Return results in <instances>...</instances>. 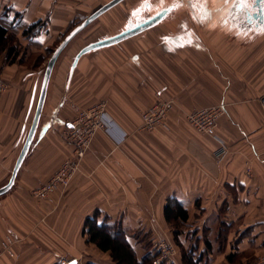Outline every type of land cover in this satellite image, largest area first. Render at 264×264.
<instances>
[{"label":"crops","instance_id":"0c3cea01","mask_svg":"<svg viewBox=\"0 0 264 264\" xmlns=\"http://www.w3.org/2000/svg\"><path fill=\"white\" fill-rule=\"evenodd\" d=\"M95 2L0 0V22L20 33L18 46H44L93 14ZM201 3L204 18L181 9L152 30L83 55L75 67L83 49L124 29L69 50L75 38L63 51L29 153L13 188L0 196V249L13 244V255L0 264H96L85 260L99 250L83 234L88 218L100 213L102 224L120 215L124 228L141 225V214L166 221L170 202L181 205L189 221L198 199L205 213L218 212L224 227L240 229L236 242L264 247V0L263 19L257 0ZM8 53L0 55L7 86L0 99V188L11 179L43 80L18 61L7 63ZM161 99L175 102L166 127L142 129L143 113ZM102 103L105 129L79 173L67 188L36 198L34 191L74 155L61 130ZM217 104H226L227 113L216 138L187 121L192 110ZM221 145L228 152L222 160L215 156Z\"/></svg>","mask_w":264,"mask_h":264},{"label":"rangeland","instance_id":"374dc122","mask_svg":"<svg viewBox=\"0 0 264 264\" xmlns=\"http://www.w3.org/2000/svg\"><path fill=\"white\" fill-rule=\"evenodd\" d=\"M110 1L112 0H96L92 5L90 13H94ZM139 1L141 0H126L113 8L106 17L94 22L88 29L86 28L83 33L78 35L75 42L69 47V50H74L77 46H84L89 41H94L99 37H104L106 34L117 33L119 30L124 29L127 20L130 18L132 8ZM71 30L72 28L67 34ZM66 35L51 38L47 45L44 46L34 42H28L25 45L20 44L18 46L17 44H19L18 41L21 35L13 30L11 31V47L16 48L18 57L11 56L8 58L7 63H15L18 61L27 70L39 72L44 76L52 54L66 38ZM68 54L69 51H66L65 56ZM196 110L199 109H194L191 112ZM60 135L67 143L75 148L73 137L67 128L62 129ZM200 200L198 199V202ZM198 202L194 206L196 211H191L190 220L187 224L179 222L176 225H171L163 219L159 221L154 214H150V216L141 214V225H132L127 228L122 226L120 215L112 218L107 216L105 217V222H112L115 231L122 227L128 236L132 238L131 243L135 248L137 258L141 259L148 255V264H155L158 261H161V264H184L183 254L189 253L190 251H193L196 257L201 256L203 264H264V247H256L253 243L236 242V236L240 229L224 227L221 224V218L217 211L209 214L205 213L201 209V204ZM147 219L150 220L146 223L147 225H144V220ZM116 237H118V233ZM98 253L95 254L92 251L90 254L91 257H87L85 260H89L90 258L96 264H116L110 254H103L100 250H98ZM227 254L234 256L232 261L227 260Z\"/></svg>","mask_w":264,"mask_h":264},{"label":"built area","instance_id":"2783aa9c","mask_svg":"<svg viewBox=\"0 0 264 264\" xmlns=\"http://www.w3.org/2000/svg\"><path fill=\"white\" fill-rule=\"evenodd\" d=\"M6 84L0 80V99L6 90ZM264 106V100L262 101ZM175 102L173 100H158L151 110L142 115V129L155 132L166 127L168 115L174 110ZM105 104H99L91 109L80 112L75 122L67 128L73 137L74 157L67 159L59 171L41 188L34 191V196L38 199H47L58 189L67 188L73 178L79 173L82 160L90 151L93 139L98 131L105 129L104 125ZM227 113V105L219 104L196 110L187 115V121L198 132L216 138L219 120ZM228 152L224 145L215 152V156L222 160ZM13 244L3 242L0 249V261L6 256L13 255ZM61 264H70L69 261H63ZM161 264V261L155 262Z\"/></svg>","mask_w":264,"mask_h":264},{"label":"trees","instance_id":"16d2710c","mask_svg":"<svg viewBox=\"0 0 264 264\" xmlns=\"http://www.w3.org/2000/svg\"><path fill=\"white\" fill-rule=\"evenodd\" d=\"M39 25L32 26L25 30L24 35H30ZM11 31L3 22H0V55L8 51V58L16 57L18 52L16 48L11 47ZM18 57V56H17ZM9 60V59H8ZM100 213H96L93 218H88L85 223L84 234L88 236V242L97 246L103 253H109L116 264H148L149 257L144 256L138 259L135 248L131 243L132 238L121 227L115 231L112 224L104 222L99 224ZM164 216L166 222L176 225L179 222L187 223L189 219L188 212L179 204L168 203L165 208ZM114 230V231H112ZM118 233V237L116 234ZM116 233V234H115ZM231 261V260H230ZM184 264H203L202 257H196L193 251L183 254Z\"/></svg>","mask_w":264,"mask_h":264},{"label":"water","instance_id":"95a60500","mask_svg":"<svg viewBox=\"0 0 264 264\" xmlns=\"http://www.w3.org/2000/svg\"><path fill=\"white\" fill-rule=\"evenodd\" d=\"M124 1H126V0H112L109 3L105 4L103 7H101L100 9H98L97 11H95L87 19H85L81 24L76 26L66 36V38L63 40V42L58 46V48L52 54V56H51V58L47 64L44 76H43L42 86H41V91H40V97L38 100V104H37L35 116L33 119V123L30 127L28 134H27L24 146H23L22 151H21V153L17 159V162H16L15 167L13 169L12 176H11L9 183L6 186L0 188V196H3L6 193H8L13 188V186L15 185V181H16V178L18 176V173H19V171H20V169H21V167H22V165H23V163H24V161H25V159L29 153L31 145L35 139V136H36V133H37V130L39 127V123L41 120V116L43 113L49 83H50L53 70L55 68V65H56L59 57L61 56L63 51L68 47V45L81 32H83L87 27H89L93 22H95L101 16H103L104 14H106L107 12H109L110 10L115 8L116 6L120 5ZM262 5H263V0H257L258 15L260 16L261 19H263V6ZM163 18H164V15L162 14L161 16H157V17L145 22L144 24H142L140 27L136 28L135 30H131V31L128 30V31H125V32L118 34L117 36L110 37V38H107V39H104V40H101V41H98L96 43L89 45L88 47L83 49L76 56L74 67L77 65L78 61L80 60V58L83 55H85L91 51L98 50V49L105 48V47L112 46V45H116V44L124 42L128 39L136 37V36L142 34L143 32L157 26L163 20ZM70 264H77V262L74 261Z\"/></svg>","mask_w":264,"mask_h":264},{"label":"flooded vegetation","instance_id":"af4514ba","mask_svg":"<svg viewBox=\"0 0 264 264\" xmlns=\"http://www.w3.org/2000/svg\"><path fill=\"white\" fill-rule=\"evenodd\" d=\"M181 9L190 10L192 13L197 14L196 16H198L197 19L199 20L204 18L207 10L206 5L202 4L201 0H141L132 8L130 18L127 20L125 28L122 32L135 30L145 22L163 14L164 18L157 25L159 26L161 23L174 16Z\"/></svg>","mask_w":264,"mask_h":264},{"label":"snow or ice","instance_id":"6c2138e0","mask_svg":"<svg viewBox=\"0 0 264 264\" xmlns=\"http://www.w3.org/2000/svg\"><path fill=\"white\" fill-rule=\"evenodd\" d=\"M201 2L206 3V0H201Z\"/></svg>","mask_w":264,"mask_h":264}]
</instances>
